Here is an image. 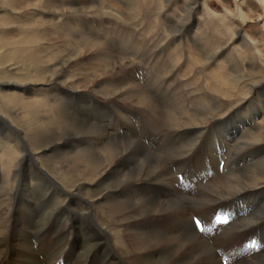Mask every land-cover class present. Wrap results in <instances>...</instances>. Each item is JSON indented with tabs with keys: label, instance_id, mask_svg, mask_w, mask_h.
<instances>
[{
	"label": "bare ground",
	"instance_id": "6f19581e",
	"mask_svg": "<svg viewBox=\"0 0 264 264\" xmlns=\"http://www.w3.org/2000/svg\"><path fill=\"white\" fill-rule=\"evenodd\" d=\"M125 1L133 11L134 0ZM1 2L0 24L15 33L5 46L24 77L10 81V69L0 68V89L12 90L0 93V264H264V50L256 41L238 30L220 45L212 19L207 26L199 18L204 2L166 0L164 12L181 2V15L170 13L168 35L148 42L156 53L117 41L126 60L152 63L168 51L144 93L123 79L104 84L97 73L79 87L62 74L72 61L63 38L83 46L93 39L56 26L63 0ZM249 3L264 11V0ZM48 22L58 33L52 48L39 32ZM181 64L199 74L185 92L164 86ZM70 96L78 105L66 103ZM136 97L141 110L153 107L152 117L137 121L111 106Z\"/></svg>",
	"mask_w": 264,
	"mask_h": 264
},
{
	"label": "rangeland",
	"instance_id": "374dc122",
	"mask_svg": "<svg viewBox=\"0 0 264 264\" xmlns=\"http://www.w3.org/2000/svg\"><path fill=\"white\" fill-rule=\"evenodd\" d=\"M164 1L134 0L135 8L133 9V11L129 12V9L125 4L126 1L124 2V0H63L64 21L63 23L60 22L56 23V26L61 27L62 25V27L64 26L67 30L69 29L75 30L74 33H77V35L79 31L87 32L89 33L87 36H89V38L93 40L91 41V43H88L87 46H83V45H79V41L76 42L77 39L76 37H73L74 39H72V36H67L63 38L65 40V44L67 45L66 48L70 50L69 53H72L71 57H69L72 61L68 64L67 68L63 71L64 73L62 72V74L65 76L70 75L73 78L71 79L73 83L79 87H82L83 85L85 86L86 83L91 84L92 81L90 80H93L95 77H97L95 75L92 76L93 73L94 74L97 73V75H101L102 77L101 80L104 84L106 82H111L113 85H115L121 79H123V81L125 82L128 81V84L130 85V91L142 90L144 93L145 91L144 85L146 79L149 78L151 80L152 78L157 79L159 77L158 74L155 72V67L153 65L161 66L164 62H166L167 61L166 53L168 51L159 52L155 56V59H153L152 63H149V61L147 63L139 59H136L134 61L133 59L126 60L123 58L124 55H126V51L123 50L121 46L117 45L118 44L117 41L120 42L121 40L127 41L128 43L132 44L130 46H134V45L140 47L144 46L147 50L145 51V56L150 54L149 50L153 52L154 51L153 49H148V46H151L152 44L150 43L148 45V42L150 40L159 41L163 39V37L165 38V36L168 35L167 28L170 27V25L172 26L176 20V18L173 17L174 14L181 15L180 12L181 11L180 7L182 6L181 2L178 3L179 8H177V5L172 6L171 8L168 7V12L165 13L164 11L167 4ZM250 1L251 0H201V3L204 2V7L200 3L201 4L200 6L201 8H203V10L201 9L199 18L201 19V23H203V21H207L206 22L207 26L211 22L209 20L212 19L214 25H216V28L218 27L217 31L219 32H216L215 30L212 31L214 34H216L217 36L216 39H220V45L226 42L228 38L231 39V37H235L236 32L240 30L241 35H244L245 39L247 38L248 40H253L257 42L256 50H259V48H261V50L263 51L264 50V18L257 19L258 18L257 16L261 15V13H263L264 11L261 8L258 9L257 7L251 5L249 3ZM0 5H4V4L1 2ZM99 8H103V9L99 11ZM202 12H204V15H206L204 17L205 19L203 18L204 15L202 16ZM240 12L242 14L243 13L246 14V18H243L244 21H242L241 19ZM25 13L27 12L18 11V15L16 17L28 18L25 15ZM170 13H174V14H170ZM1 15L2 12H0V16ZM8 15L9 16H4L5 18H3V22L5 24L10 25L11 23L14 22V19L13 17L10 16V12L8 13ZM41 17L47 19L43 16ZM224 18L226 19L224 20ZM48 19L53 20L52 16H50ZM36 22L37 21H35L34 23ZM213 22L211 23L213 24ZM227 25L228 27H225ZM52 28H54V25L49 24L48 22L47 25L44 24L43 29H39V32L43 34L47 42L46 46H48L49 48L58 45L57 44L58 33H56L55 36ZM14 30L17 31L16 29ZM8 31L9 30L7 27L3 28L2 25L0 24V66H1L0 68L10 69V75H12L10 81L18 83L22 81L24 77V72L21 71L22 66L20 64V59L16 55L14 49H12V47H8L13 42V40H9V39H11L15 34L13 31L9 33ZM99 34H101V38L103 35L106 40L98 38ZM192 34L193 32H191L190 35ZM207 37L208 38L211 37L210 34L207 35ZM187 38H191V36ZM102 40L107 41V45L102 43L99 44ZM95 41H97L98 43L96 44ZM241 41L242 40L237 41L236 45L240 46L242 44ZM144 43H146V46L144 45ZM189 48H190L189 50L196 52L192 49V47ZM154 53L156 52L154 51L153 54ZM162 54H164L163 57ZM118 55H121L122 58L121 56ZM194 56H200V54ZM99 57L104 58L106 64L109 63L106 69L103 68L104 63H102V61L101 62L100 60L97 61ZM156 61L159 62L160 64L157 63ZM165 65L164 68L166 69ZM193 66H194L193 68H195V64H193ZM188 67L189 64H187V66L181 64L180 66L176 67L177 69L175 68L171 72L169 78L165 80L164 86H166V84L171 83L173 84L172 86L175 89L181 87L180 90L185 92V89L182 87L184 84L190 82L192 78L194 79L193 81L198 82L199 74L198 75L188 74L189 73ZM100 68L101 70L103 68L104 72L100 71ZM196 69L199 70L200 68L197 67ZM197 72L198 71H196V73ZM86 78L88 79V82H85L86 80L84 79ZM10 92H12L10 88H5V90L2 88L0 89L1 95H9ZM179 96L181 97V95ZM149 97L151 98L152 105L153 106L157 105L159 107L157 98L154 97L153 95ZM138 99L140 98L136 97L134 99H131L132 101L123 99V100H119V102L113 100L114 102H111L112 103L111 106L114 107L115 111L116 110L120 111L121 113L120 115L135 119L137 121H142V119L146 117L147 114L152 117L154 114V110L152 111L153 107L150 106V108L146 107V110L144 109L141 110L142 106L137 107V105L134 104ZM76 102L77 100L76 98H74V96H70L66 100L67 104L73 106L74 104L75 105L77 104ZM5 113L6 112H1V115L5 116L4 115ZM143 113H145L146 116H144ZM110 116L112 119V123H114V125L116 124L117 126L116 129L120 133H124L127 129H122V127L119 129L120 125L118 124L117 118L113 117L112 115ZM79 120L81 121L82 119L79 118ZM182 167L183 166H181V168ZM187 168L189 167H185L181 174H183ZM178 172L179 171L175 170L174 174ZM181 174L177 176L178 179H181ZM172 176L176 177V175H172ZM182 178L189 179L188 176H183ZM93 213L96 214V212ZM99 216L102 215L100 214ZM98 222L100 225H105V223L102 220H99V218H98ZM235 248H237V246H235ZM229 263H231V261H229Z\"/></svg>",
	"mask_w": 264,
	"mask_h": 264
},
{
	"label": "snow or ice",
	"instance_id": "6c2138e0",
	"mask_svg": "<svg viewBox=\"0 0 264 264\" xmlns=\"http://www.w3.org/2000/svg\"><path fill=\"white\" fill-rule=\"evenodd\" d=\"M199 224H200V221H199V220H196V221L194 222V227L199 226Z\"/></svg>",
	"mask_w": 264,
	"mask_h": 264
}]
</instances>
